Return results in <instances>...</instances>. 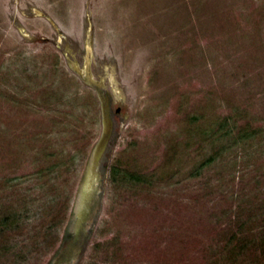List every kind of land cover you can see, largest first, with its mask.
Masks as SVG:
<instances>
[{"label":"rangeland","instance_id":"obj_1","mask_svg":"<svg viewBox=\"0 0 264 264\" xmlns=\"http://www.w3.org/2000/svg\"><path fill=\"white\" fill-rule=\"evenodd\" d=\"M87 46L79 264H264V0H0V264L54 255L92 178Z\"/></svg>","mask_w":264,"mask_h":264},{"label":"water","instance_id":"obj_2","mask_svg":"<svg viewBox=\"0 0 264 264\" xmlns=\"http://www.w3.org/2000/svg\"><path fill=\"white\" fill-rule=\"evenodd\" d=\"M52 24L54 22L51 20ZM87 55L85 57V66L84 69L81 70L76 63H72V66L76 73L82 78V80L90 85L93 86L98 94L99 97L102 101V119H103V129H102V134L100 136V139L95 147V150L93 152V157H92V169L95 168L101 159V156L105 150V147L107 145V142L109 140L110 134H111V119L109 117V112H108V107L107 104L105 103V98L103 97L101 93V88L104 87V84L102 81H97L94 80V78L91 75V71L89 69V54H90V48L87 46ZM99 176V175H98ZM100 180H96V184L91 185L92 191L87 195V200L89 201L87 203V206L89 205V213L85 217V222L82 224H77L75 228V233L72 236L71 239L64 241L59 248L57 254L61 259H66L70 261H78L80 257L83 255L84 248L87 245V237L89 234V229L91 227V223L93 221V217L96 213V210L98 209V197H97V190L100 189L99 187ZM74 264V263H73Z\"/></svg>","mask_w":264,"mask_h":264},{"label":"flooded vegetation","instance_id":"obj_3","mask_svg":"<svg viewBox=\"0 0 264 264\" xmlns=\"http://www.w3.org/2000/svg\"><path fill=\"white\" fill-rule=\"evenodd\" d=\"M102 90H104V98H105V103L107 104V107H108V112H109V94L108 92L103 88H101ZM115 112H119V108H117L115 110ZM111 137H112V130H111V134H110V137H109V140L107 142V146H108V143L110 142L111 140ZM106 148V147H105ZM100 162L101 160L99 161V164L92 169V178L91 180L89 181V184L87 185V188L85 190V192H83V195L82 197L76 201V203L74 204V208H72L71 210V213H70V216L68 218V221H67V224H66V227H65V230L63 232V236H62V239L60 241V244L56 250V253L54 255H52L44 264H79V261H70V260H66V259H61L59 257V255L57 254L59 248L61 247L62 243L64 241H67L69 239L72 238V236L74 235L75 233V228L77 226V224H82L83 222H85V217L88 215L89 213V205L87 206V203L89 202L86 198H87V195L89 193H91L92 191V183L93 184H96V180L99 179L100 180V184H99V187L100 189L97 190V197H98V209L96 210V213L93 217V221L91 223V227L89 229V234H88V237H87V243L89 242V238H90V234L95 226V223L97 221V218L99 216V212H100V207H101V197H102V172H101V168H100ZM99 175V176H98ZM81 258V257H80Z\"/></svg>","mask_w":264,"mask_h":264},{"label":"trees","instance_id":"obj_4","mask_svg":"<svg viewBox=\"0 0 264 264\" xmlns=\"http://www.w3.org/2000/svg\"><path fill=\"white\" fill-rule=\"evenodd\" d=\"M116 168H114V169H111V175H110V179H111V181L113 180L114 181V173H116Z\"/></svg>","mask_w":264,"mask_h":264}]
</instances>
